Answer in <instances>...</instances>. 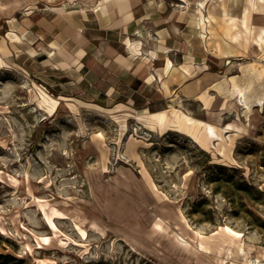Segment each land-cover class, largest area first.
I'll use <instances>...</instances> for the list:
<instances>
[{
	"label": "rangeland",
	"instance_id": "1",
	"mask_svg": "<svg viewBox=\"0 0 264 264\" xmlns=\"http://www.w3.org/2000/svg\"><path fill=\"white\" fill-rule=\"evenodd\" d=\"M210 19L214 82L144 107L73 95L71 74L38 70L31 38L7 34L22 24L0 19V264H264V26L262 51L248 38L225 56L236 20Z\"/></svg>",
	"mask_w": 264,
	"mask_h": 264
},
{
	"label": "crops",
	"instance_id": "2",
	"mask_svg": "<svg viewBox=\"0 0 264 264\" xmlns=\"http://www.w3.org/2000/svg\"><path fill=\"white\" fill-rule=\"evenodd\" d=\"M179 1L183 8L177 6ZM202 1L0 0V19L22 24L9 31L19 32L22 42L26 36L31 38L32 61L38 70L42 65L43 72L71 74L69 79L63 77L66 75L60 78L76 89L73 95L81 98L94 92V101L101 105L144 107L163 103L166 93L161 85L169 75L161 78L160 72H166L171 65L180 72L175 80L170 79V94L177 97L179 87L198 88L206 79L214 82L209 65L221 52L217 48V24L211 15L218 16L220 23H224L222 14L230 25L231 19L236 20L237 27H231V34L241 33L239 41L227 37L231 45L239 47V52L223 53L225 56L248 52L239 46L248 38L253 40L251 47L256 54L262 51L256 39L264 26V9L251 12L248 22L252 32L248 34L244 25L248 0H225L226 14L219 4L221 0H207L204 26ZM28 6L32 13L19 20L17 15ZM151 75L157 81L154 85ZM63 97L69 96L65 93ZM177 97L171 95L172 100Z\"/></svg>",
	"mask_w": 264,
	"mask_h": 264
},
{
	"label": "bare ground",
	"instance_id": "3",
	"mask_svg": "<svg viewBox=\"0 0 264 264\" xmlns=\"http://www.w3.org/2000/svg\"><path fill=\"white\" fill-rule=\"evenodd\" d=\"M206 2H207V0H203L202 2H201V6H202V8H205V5H206ZM208 4V3H207ZM207 6V5H206ZM222 7H223V10L222 11H224L223 13L224 14H226V12H227V10H226V8H225V0H224V2H223V4H222ZM8 35H9V37H10V39L12 40V41H14V42H16V41H18V42H21L22 41V35L20 34V33H18V32H16L15 30H11V31H9L8 32ZM31 51V50H30ZM34 51V50H33ZM35 51H36V49H35ZM37 52V51H36ZM31 54H33V52L31 51ZM170 65H171V63H169ZM170 70H171V75H170V78L167 80H164L163 81V83H162V85H161V89L166 93V94H169V93H171V88H170V79H173V80H175L176 79V77H177V74L179 73L178 72V69L174 66V65H171V68H170ZM160 76H161V78H163V72H160ZM157 78V77H156ZM150 81L152 80H154L155 79V77H154V75H151L150 76ZM157 82V81H156ZM160 87V86H159ZM233 94H234V96L237 98V100H238V104H240V105H243L244 107H246L247 109H251L252 108V101L251 100H248V98L244 95V93H243V90H242V88L239 86V85H237V84H234V86H233ZM37 95V94H36ZM39 98V95H37V99ZM259 101H260V103H263L264 102V100L262 99V98H260L259 99ZM229 125V124H228ZM230 126H231V124H230ZM229 126V127H230ZM228 126H226V128H227ZM209 132H211V134L212 135H214V136H216L217 135V133H216V130L212 127V126H210L209 127ZM98 136L99 137H102V133H100V134H98ZM97 136V137H98ZM175 221V220H174ZM178 223V222H177ZM181 226V225H180Z\"/></svg>",
	"mask_w": 264,
	"mask_h": 264
},
{
	"label": "trees",
	"instance_id": "4",
	"mask_svg": "<svg viewBox=\"0 0 264 264\" xmlns=\"http://www.w3.org/2000/svg\"><path fill=\"white\" fill-rule=\"evenodd\" d=\"M1 256V255H0Z\"/></svg>",
	"mask_w": 264,
	"mask_h": 264
}]
</instances>
